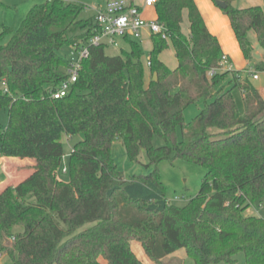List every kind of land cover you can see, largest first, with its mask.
<instances>
[{
    "label": "trees",
    "instance_id": "16d2710c",
    "mask_svg": "<svg viewBox=\"0 0 264 264\" xmlns=\"http://www.w3.org/2000/svg\"><path fill=\"white\" fill-rule=\"evenodd\" d=\"M221 1L252 61V30L264 48V9ZM153 8L169 39L151 36L148 68L141 41L126 38L131 51L115 56L107 44L91 46L79 80L61 98L50 94L67 77L60 50L89 42L98 32L96 14L82 19L83 3L46 0L19 27H1L0 113L7 110L9 121L0 123V157L35 161L29 176L0 192V253L11 264H145L134 240L157 263L184 248L195 264H235L240 252L246 264H264V216L248 220L242 208L264 200V95L250 68L245 77L241 70L210 76L226 54L195 0H158ZM170 46L175 68L161 57ZM254 67L264 71V61ZM201 99L205 107L187 124L186 108ZM80 133L66 181L58 175L62 139ZM156 134L164 146L154 145ZM116 141L134 162L145 150L149 172L127 178L113 154ZM173 158L207 169L184 206L170 202L160 176L159 163Z\"/></svg>",
    "mask_w": 264,
    "mask_h": 264
},
{
    "label": "rangeland",
    "instance_id": "374dc122",
    "mask_svg": "<svg viewBox=\"0 0 264 264\" xmlns=\"http://www.w3.org/2000/svg\"><path fill=\"white\" fill-rule=\"evenodd\" d=\"M46 0H0V29L3 25L19 27L28 14L29 10L35 5L39 3H43ZM77 1L84 4V9L80 14V18L82 19H90L96 14V9L104 0H72ZM141 2V0H137ZM156 17V10L150 9L148 11V19H153ZM250 39L254 44V55L255 58L252 61H249V65L247 66L253 72H257L260 75V80L254 79L252 74H250L251 81L253 84L261 91L264 95V71L256 70L254 64L257 62L264 61V48H262L258 42L257 34L254 30L250 32ZM115 40L118 45L108 44L106 47V53L108 55H120L125 52L131 51V45L129 41L121 36H115ZM141 46L144 50L143 60L147 66V62L149 60V55L152 50L153 44L150 38L146 39L141 43ZM125 50V52L123 51ZM70 52V47L65 46L60 50V53L68 57ZM162 59L172 68L178 66V60L175 56V51L172 46L166 49L161 54ZM234 70H236L234 68ZM224 71V70H221ZM242 77L247 76V72L245 70L241 71ZM148 79H151V75L148 74ZM234 96L237 101L239 109L243 112L244 101L243 94L240 89L234 90ZM206 101L201 99L195 103L190 104L185 110V122L190 124L196 118V116L200 113V111L205 107ZM9 121V112L7 110H3L0 113V123L3 127H7ZM178 140L181 141L183 139V130L181 127L177 130ZM84 135L82 133L68 136L64 135L62 142L64 145L65 156L62 161V167L60 168L58 175L66 180H70V173L64 171V167L69 166L70 161V152L72 148L75 146L77 142L82 140ZM153 143L156 147H161L166 144L165 139L156 134L153 140ZM113 154L117 160L120 170H122L127 178L135 175L148 173L149 169L145 166L149 162V157L145 150H142L140 155V162L131 161L127 155L126 147L121 141H116L113 145ZM28 162V161H27ZM4 165L13 175V182L19 180L21 175H19L22 171L21 168L30 167L29 163H25L21 165L20 161L8 160L4 161V164H1L0 167V181L2 183H6L8 181ZM159 171L161 180L166 188V196L170 200V202L177 206H184L192 197L196 196L202 186L203 179L207 173L206 167L193 163L189 160L183 158H173V159H164L159 163ZM263 201H258L254 204L250 202H245L242 206L244 209V216L246 219L251 220L253 217L249 212V208L251 206L252 211L255 212L256 219L259 218V222H263L262 216H264V206ZM249 206V207H248ZM253 219V220H256ZM132 246L136 254L145 264H195V261L190 258L186 250L184 248L179 249L175 253L165 257L162 262L157 263L152 261L144 252L140 242L134 240L132 242ZM237 262L235 264H246L245 255L243 252H240L237 255ZM12 258L8 254H2L0 256V264H11Z\"/></svg>",
    "mask_w": 264,
    "mask_h": 264
},
{
    "label": "built area",
    "instance_id": "2783aa9c",
    "mask_svg": "<svg viewBox=\"0 0 264 264\" xmlns=\"http://www.w3.org/2000/svg\"><path fill=\"white\" fill-rule=\"evenodd\" d=\"M158 0H142L139 4L133 0H105L102 6L96 9V24L98 32L89 40L81 44L70 46L68 56L67 77L50 91L53 98H61L70 93L73 85L79 80L82 62L90 55V47L101 44L118 45L115 36L132 38L143 42L146 34L161 35L169 39L168 27L158 19H147L144 11L153 8ZM150 65L151 62L148 61ZM220 70H234L227 56H224L221 67L210 70V76ZM254 79L259 78V73L250 70ZM1 167V162H0ZM67 171V167H64ZM2 254L0 253V256Z\"/></svg>",
    "mask_w": 264,
    "mask_h": 264
},
{
    "label": "crops",
    "instance_id": "0c3cea01",
    "mask_svg": "<svg viewBox=\"0 0 264 264\" xmlns=\"http://www.w3.org/2000/svg\"><path fill=\"white\" fill-rule=\"evenodd\" d=\"M133 1L139 4L142 3V0L141 2H138L137 0H133ZM195 1L206 21V24L209 30L219 38L223 51L226 54V56L230 58L229 61L232 64L233 68H235L236 70H241V71L248 68L247 66L249 65V61L246 60V58L244 57L239 41L232 27L230 18L223 12V10L219 6H217L213 2V0H195ZM104 3H105V0L99 6H102ZM233 4L234 6L238 8L261 6L264 9V0H236L234 1ZM150 9H154V8H148L144 11V16L147 19H148V11H150ZM153 19H157V14H156V17ZM147 38L148 39L150 38L151 40V36L148 33L146 34L144 41ZM257 80H260V75ZM8 160L20 161L21 165H24L25 163H29L30 167L21 168L22 171L19 174L21 175V177L19 178L18 181L13 182L12 181L13 176L15 175L9 172L6 166L4 165V170H5V174H6L8 181L6 183H2L0 181V192L7 185H10V184L16 185L20 181L24 180L27 176H29L33 172V165L35 164V161L29 158L22 159L19 157H0L1 164H4V161H8ZM248 210L251 213V216L256 219L257 216H255V212L252 211L251 206Z\"/></svg>",
    "mask_w": 264,
    "mask_h": 264
},
{
    "label": "water",
    "instance_id": "95a60500",
    "mask_svg": "<svg viewBox=\"0 0 264 264\" xmlns=\"http://www.w3.org/2000/svg\"><path fill=\"white\" fill-rule=\"evenodd\" d=\"M217 4H218L220 7H226V6H227V3L224 2V1H221V0H218V1H217ZM155 80H158V75H157V73L155 74Z\"/></svg>",
    "mask_w": 264,
    "mask_h": 264
}]
</instances>
